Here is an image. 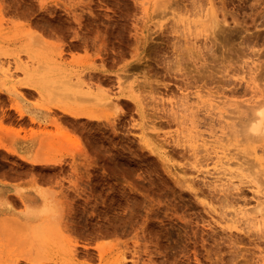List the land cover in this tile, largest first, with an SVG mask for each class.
<instances>
[{
    "label": "rangeland",
    "instance_id": "1",
    "mask_svg": "<svg viewBox=\"0 0 264 264\" xmlns=\"http://www.w3.org/2000/svg\"><path fill=\"white\" fill-rule=\"evenodd\" d=\"M213 1L0 0V264H264V231L219 216L258 195L213 168L230 152L264 190V136L244 126L264 99V0ZM209 2L228 22L196 37ZM184 118L208 152L180 141ZM16 188L50 210L31 220Z\"/></svg>",
    "mask_w": 264,
    "mask_h": 264
},
{
    "label": "bare ground",
    "instance_id": "2",
    "mask_svg": "<svg viewBox=\"0 0 264 264\" xmlns=\"http://www.w3.org/2000/svg\"><path fill=\"white\" fill-rule=\"evenodd\" d=\"M212 2H214L212 0ZM205 9V8H204ZM218 10V9H217ZM220 10V9H219ZM222 10V9H221ZM206 13L204 16L207 15V19H209L208 22H210L208 25H207V21L205 22L206 23V26L203 24V26L201 27V29L195 31V35L196 37H198L197 35H203L205 36V38H208L212 35V38L215 36L214 35V32H215V28L217 26H221V24H225L228 22L227 18H226V14H222V17L219 18V15H218V12L216 11V8L214 6V3H211L209 2V6L207 7V9L205 10ZM199 12V11H198ZM222 13V12H220ZM204 14V13H203ZM209 15V16H208ZM203 16V18H204ZM177 17V16H176ZM175 17V18H176ZM180 18V17H179ZM202 18V19H203ZM201 19V20H202ZM206 19V17H205ZM200 20V19H199ZM263 21V20H262ZM170 22V21H169ZM264 23V22H263ZM197 24V23H195ZM194 24V26H195ZM202 24V23H201ZM163 25V24H162ZM185 25V24H184ZM264 25V24H263ZM208 26V27H207ZM262 26V25H261ZM197 27V26H196ZM204 27V28H203ZM184 29V28H183ZM188 29V28H187ZM193 29V28H192ZM248 29V28H247ZM182 30V29H181ZM188 31V30H186ZM181 32V31H180ZM189 33V32H188ZM190 33L192 34L193 33V30L191 31L190 30ZM190 34V35H191ZM208 34V35H207ZM185 35V34H184ZM186 35H187V32H186ZM189 35V36H190ZM193 35V34H192ZM192 37H195V36H192ZM195 37V38H196ZM186 38V37H185ZM209 39V38H208ZM207 39V40H208ZM193 40V39H192ZM196 40V39H195ZM250 40V39H249ZM190 41H191V37H190ZM193 44H191L192 46L194 44L198 45L197 43V40L196 41H191ZM207 41H205L206 43ZM248 43V41H247ZM204 44V43H203ZM249 44V43H248ZM255 46V45H253ZM195 47V46H193ZM197 47V46H196ZM252 48V47H251ZM256 51H252V56H249V57H252L250 62H249V66L252 65V67H250V70L247 69L246 72H248L249 76H246V80H245V77L244 75H242V78H244L245 82L248 84V86H250L252 89H253V92L255 91L256 88H258V83L256 82V72H258V68L260 67V65H262V62L260 61L262 58L261 56V53L258 54L259 56L256 55ZM255 56H257L255 58ZM261 56V57H260ZM262 67V66H261ZM260 67V68H261ZM227 68V67H224V69ZM248 68V67H247ZM9 67L7 68H2V66L0 67V75H2L3 77H9L11 76L10 72H9ZM236 70V69H235ZM249 70V71H248ZM244 70L241 72V74H243ZM238 73V71H237ZM247 74V73H246ZM14 75V74H13ZM258 75V74H257ZM243 80V79H242ZM119 81V80H118ZM117 81V82H118ZM121 83V81L119 82V84ZM245 83V84H246ZM122 84V83H121ZM198 84V83H197ZM136 86V85H135ZM16 87V86H15ZM196 87V86H195ZM118 88V87H117ZM134 88V87H133ZM18 89V88H17ZM119 89V88H118ZM131 89V88H130ZM134 90V89H133ZM237 91V90H236ZM136 92V91H134ZM199 92V91H198ZM201 92V91H200ZM233 92V91H232ZM111 93V92H110ZM254 96L258 95V93L255 91L254 92ZM197 94V93H196ZM201 94V93H200ZM236 94V93H235ZM234 94V95H235ZM206 94H203L202 96H204ZM208 95L210 96V101H212L213 99L215 100L214 96L212 97L211 94L208 93ZM186 98L187 95H185ZM185 96H182L184 97L181 98V100L183 99V102L186 101V98ZM180 97V96H179ZM213 98V99H212ZM121 99V98H120ZM178 99V98H177ZM252 99V98H251ZM116 100V99H114ZM213 100V101H214ZM179 101V100H177ZM250 101V100H248ZM181 102V103H183ZM187 102V101H186ZM184 102V103H186ZM110 103H112L113 105H117L115 107L118 108V102L117 100L116 101H110ZM118 103V104H117ZM172 103V106L170 107L171 109L173 108H176L177 105V102H171ZM183 103V104H184ZM248 103H251V102H248ZM247 103V106L249 105ZM106 104V103H105ZM179 104V103H178ZM210 105H212L213 103L210 102L209 103ZM208 104V105H209ZM243 104V103H242ZM241 104V105H242ZM185 105V104H184ZM209 105V106H210ZM215 105V104H214ZM213 105V107H214ZM176 106V107H175ZM187 106V105H186ZM238 106H240V104H238ZM237 106V107H238ZM180 107V106H179ZM190 108V106H188ZM250 110L248 111V114L247 115V118H246V121H245V127L247 128L246 130L248 131V129L250 130L251 133H253V139L258 141L260 140L259 138H262V136H264V99H257L255 101H253V103L250 104ZM114 108V107H113ZM169 109V108H168ZM187 109V107H186ZM185 109V111H186ZM177 110V109H176ZM64 111L68 112L69 114H71V116H74V117H81V116H84V117H87V118H94L93 115L89 112V111H86L84 109H73V110H70V109H65ZM179 111V110H177ZM250 112V113H249ZM175 114V113H174ZM220 116L222 117L223 116V113H221V111H219ZM176 116H178V113L176 114ZM180 116V114H179ZM178 116V117H179ZM183 116V115H182ZM34 118V117H33ZM40 118V117H39ZM187 119H182L180 121V125H183L185 126L183 129H181V133H182V137H181V140L180 141H183L184 143H187L189 146L190 149L193 150L194 154L196 155L197 151L198 150H201L199 146L203 147L202 150H205L208 152V147L206 146L208 144V141L204 138V135L203 134H200L196 128L192 120V124L190 125V123L187 125ZM144 122V121H143ZM148 122V121H147ZM38 124H40V122L38 121L37 122ZM43 125V124H41ZM40 125V126H41ZM143 125V123H142ZM144 125H146L145 127L143 126L141 128V138L142 137H147L148 136V129H151V126H147V124L144 123ZM43 131V129H42ZM150 134V133H149ZM181 135V134H180ZM179 135V136H180ZM209 136H214V135H209ZM152 137V136H151ZM148 138V137H147ZM153 138V137H152ZM177 138V137H175ZM147 142V141H146ZM160 144V143H159ZM162 144H160L161 146ZM54 146V145H53ZM164 149V148H163ZM161 152V151H159ZM162 153V152H161ZM225 153V152H224ZM222 154V155H217L216 154V159L213 161L214 162V169L215 171L217 172V180H218V183L217 186L218 188H222L223 190L227 189L228 190V186H230V188H236L237 184H242V182L245 181H248V182H251V188L252 190L258 195V199L255 201L256 204H254V206H252L250 208V206H248L249 208H245V207H233V209H231V213L230 216H227L225 218V216L222 214V213H219V216H221V218L223 219L222 220V224L223 225H226L228 222L230 225L229 228H234V229H240V226H241V222H245L247 225L248 228H253L255 229V231H264V190L263 188H261L257 182V180H255L254 178L250 177L244 170L243 168H241V166L238 165V163L233 162L232 160V156H228V154L226 153H230V152H226L225 154ZM21 157L23 159H29L30 161H34L32 159V157H26L25 155H22L20 154ZM196 157V156H194ZM60 158V157H59ZM54 163L59 161V159H54L53 160ZM261 164L263 165L264 163L261 162ZM215 172V173H216ZM214 173V172H213ZM216 180V181H217ZM215 181V180H214ZM215 181V182H216ZM245 181V182H246ZM231 183V184H230ZM230 184V185H229ZM233 184V185H232ZM216 185V184H215ZM231 185L233 187H231ZM236 185V186H235ZM220 188V189H221ZM7 190V187H4V186H1L0 185V204H7L8 202V199L5 195V192ZM226 190V191H227ZM15 193L17 194V196L20 197L21 201L23 202L24 204V214L27 215L28 218H30L31 220H36L38 219L40 216H42L43 214L47 213L49 210H50V207H49V203L48 201L46 200L45 198V195L40 191V190H34V189H21V188H16L15 189ZM8 195V194H7ZM11 195V194H10ZM10 197V196H9ZM13 198V197H11ZM242 206V205H241ZM247 207V206H246ZM227 214H229L227 212ZM33 222V221H32ZM244 225V223H243ZM247 230V229H246ZM98 246V245H97ZM74 253V252H73ZM123 259L126 258L124 257V255H122ZM34 260H36L35 258H33ZM32 261V260H31ZM125 262V261H124ZM124 262H121L122 264H125ZM41 264V263H40Z\"/></svg>",
    "mask_w": 264,
    "mask_h": 264
}]
</instances>
